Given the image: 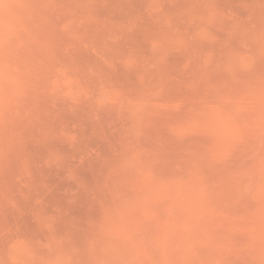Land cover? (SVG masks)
<instances>
[{"label": "rangeland", "instance_id": "rangeland-1", "mask_svg": "<svg viewBox=\"0 0 264 264\" xmlns=\"http://www.w3.org/2000/svg\"><path fill=\"white\" fill-rule=\"evenodd\" d=\"M0 264H264V0H0Z\"/></svg>", "mask_w": 264, "mask_h": 264}]
</instances>
